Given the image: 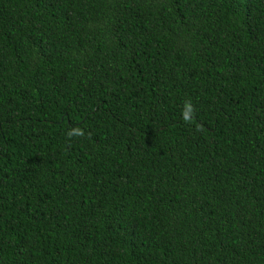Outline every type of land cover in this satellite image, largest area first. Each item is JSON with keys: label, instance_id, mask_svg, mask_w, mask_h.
Instances as JSON below:
<instances>
[{"label": "trees", "instance_id": "obj_1", "mask_svg": "<svg viewBox=\"0 0 264 264\" xmlns=\"http://www.w3.org/2000/svg\"><path fill=\"white\" fill-rule=\"evenodd\" d=\"M0 264H264V0H0Z\"/></svg>", "mask_w": 264, "mask_h": 264}]
</instances>
